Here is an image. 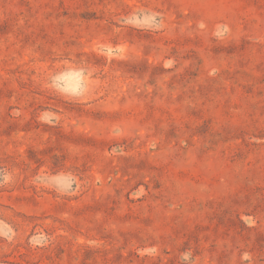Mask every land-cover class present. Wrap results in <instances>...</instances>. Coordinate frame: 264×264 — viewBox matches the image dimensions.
Wrapping results in <instances>:
<instances>
[{
	"label": "rangeland",
	"instance_id": "374dc122",
	"mask_svg": "<svg viewBox=\"0 0 264 264\" xmlns=\"http://www.w3.org/2000/svg\"><path fill=\"white\" fill-rule=\"evenodd\" d=\"M0 264H264V0H0Z\"/></svg>",
	"mask_w": 264,
	"mask_h": 264
},
{
	"label": "clouds",
	"instance_id": "9594fccd",
	"mask_svg": "<svg viewBox=\"0 0 264 264\" xmlns=\"http://www.w3.org/2000/svg\"><path fill=\"white\" fill-rule=\"evenodd\" d=\"M53 81H55L56 77H52Z\"/></svg>",
	"mask_w": 264,
	"mask_h": 264
}]
</instances>
